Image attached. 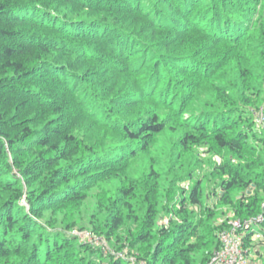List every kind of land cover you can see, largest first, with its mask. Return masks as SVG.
<instances>
[{
	"label": "trees",
	"instance_id": "1",
	"mask_svg": "<svg viewBox=\"0 0 264 264\" xmlns=\"http://www.w3.org/2000/svg\"><path fill=\"white\" fill-rule=\"evenodd\" d=\"M257 3L0 0V264H96L99 249L66 234L69 221L46 215L76 213L91 186L115 179L156 136L178 127L192 133L183 132L174 144L183 152L190 144H207L223 156L210 172L224 193L222 203L254 185L251 197L237 199L232 218L261 215L264 232V148L253 146L264 145V133L261 139L249 126L238 130L235 121L218 127L217 113L195 115L192 107L199 90L209 87L219 92L218 102L232 103L230 86H222L224 80L215 86L230 68L240 74L231 83L241 93L264 87V10L257 12ZM157 175L152 171L148 178ZM146 187L140 214L129 201L136 195L133 185L118 189L105 211L99 206L105 214L100 235L108 243L115 237V251L124 247L121 241L137 247L145 264H206L219 248L215 234L205 255L191 257L197 246L188 243L193 222L184 200L177 212L182 222L159 226L156 185ZM198 187L188 199L194 207L205 200ZM125 227L126 236H115ZM251 237L246 235L244 248H255L264 264V240Z\"/></svg>",
	"mask_w": 264,
	"mask_h": 264
},
{
	"label": "rangeland",
	"instance_id": "2",
	"mask_svg": "<svg viewBox=\"0 0 264 264\" xmlns=\"http://www.w3.org/2000/svg\"><path fill=\"white\" fill-rule=\"evenodd\" d=\"M256 10L257 12L264 10V0H258ZM255 23L256 17L248 23V26ZM253 35L259 37L256 31ZM239 75L234 68H230L227 73L221 75V80L215 83V86H221V82L224 80L222 86H224V83L230 86L226 94H229L232 103L225 105L218 102L214 96L217 94L219 98V92H212L214 88L211 89L209 87L207 90H199V95L192 103V107L196 108L194 114L196 115L199 112L217 113L216 124H218V127H224V124H230L235 121L237 122L238 130L249 126V128H252V132L262 139V134L264 133V87L260 88L259 93H256V91L241 93L240 87L235 85L236 82H234V85L233 82L231 83L235 78L239 80ZM247 79L249 82L256 80L253 79L251 81L249 76ZM241 94L245 98L244 102L242 101ZM188 117L189 112L185 113L183 118L188 119ZM183 132L187 135L192 134L190 128H187L185 131L178 127L175 132L165 130L156 136L152 140L153 142L150 144L148 152L145 154L136 153V161L129 164V166L127 163V167L118 170V175L115 176V179H108V182L95 183L91 186L87 191L88 196L86 201L79 211L73 213L75 215L65 210L60 213L52 212L46 216L52 222L60 223L63 218L65 222L69 221L71 227L65 233L72 237H76L72 234L73 231L89 233L91 237L90 242H83L81 239L76 238L82 244L100 250V254L103 255L100 256L98 254L95 257L96 264H109L111 260H124L128 264H145L144 261L139 260L141 253L137 247H134V249L128 248L126 241L124 243L121 241L124 247L115 251L116 249L111 247V245H114V241L117 244L115 237L108 243L109 241L106 237L100 235L98 228L101 229L99 225L102 223L104 213L99 206L103 205L105 211L107 207L105 205L115 199L118 189L130 190L131 185H133L136 195H130L129 201L140 214L138 208L141 206L140 199L147 188L146 183L151 186L154 181L156 185L154 195L159 198L156 216L157 225L171 228L173 225L181 223L182 218L177 215V212L183 208L181 207V200H184L187 217L193 222L192 236L188 238V243H195L197 246L190 256L198 260L210 250L214 234L215 238H217L216 234L218 230L215 231V227L218 229L227 223L228 219H232L234 214L232 208L234 205H237V199L240 201L244 198L245 201V197H251L254 185H251L244 192L232 195L233 197H231L229 205L222 203L220 198L224 193L219 188L220 183L218 178L211 176L210 172L215 163H222L224 160L223 156L208 151L207 144H200L197 147L190 144V151L183 152L179 147L174 145L178 138L184 134ZM253 144L254 147L259 148L260 152H262L264 145L260 141L259 144L258 142H254ZM257 144L259 146H256ZM255 156L256 159H260L262 155ZM229 158L233 159V157ZM152 171L158 174V178H155L153 181L148 178V174ZM208 177H211V180ZM194 186H199L198 188L202 189V198L205 199L200 207H194L188 202ZM20 205L27 207L24 198L21 199ZM130 228L131 231L136 230L135 225H130ZM127 229V227L120 228L115 236L118 238L126 236L125 232ZM254 250L255 248H253L249 255V264H260L257 255L253 252ZM87 255L86 253H82V256ZM92 257L94 256L92 255Z\"/></svg>",
	"mask_w": 264,
	"mask_h": 264
},
{
	"label": "built area",
	"instance_id": "3",
	"mask_svg": "<svg viewBox=\"0 0 264 264\" xmlns=\"http://www.w3.org/2000/svg\"><path fill=\"white\" fill-rule=\"evenodd\" d=\"M263 217L258 215L247 220L230 219L227 227L217 232L219 248L213 250L206 264H249V255L244 248V240L248 233L252 234L251 241L264 240ZM72 234L83 242H90L91 237L87 232H76Z\"/></svg>",
	"mask_w": 264,
	"mask_h": 264
},
{
	"label": "water",
	"instance_id": "4",
	"mask_svg": "<svg viewBox=\"0 0 264 264\" xmlns=\"http://www.w3.org/2000/svg\"><path fill=\"white\" fill-rule=\"evenodd\" d=\"M253 187V186H252Z\"/></svg>",
	"mask_w": 264,
	"mask_h": 264
}]
</instances>
